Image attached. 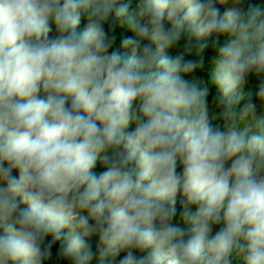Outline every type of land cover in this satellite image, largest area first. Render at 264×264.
<instances>
[{
    "label": "clouds",
    "instance_id": "clouds-1",
    "mask_svg": "<svg viewBox=\"0 0 264 264\" xmlns=\"http://www.w3.org/2000/svg\"><path fill=\"white\" fill-rule=\"evenodd\" d=\"M257 100L264 3L0 0V264H264Z\"/></svg>",
    "mask_w": 264,
    "mask_h": 264
},
{
    "label": "rangeland",
    "instance_id": "rangeland-1",
    "mask_svg": "<svg viewBox=\"0 0 264 264\" xmlns=\"http://www.w3.org/2000/svg\"><path fill=\"white\" fill-rule=\"evenodd\" d=\"M244 1L247 3V5L248 4L264 3V0H244ZM257 84H258V81L255 78H253V80H252L253 88H255ZM257 111L258 112L264 111V107H261L260 105H258Z\"/></svg>",
    "mask_w": 264,
    "mask_h": 264
},
{
    "label": "trees",
    "instance_id": "trees-1",
    "mask_svg": "<svg viewBox=\"0 0 264 264\" xmlns=\"http://www.w3.org/2000/svg\"><path fill=\"white\" fill-rule=\"evenodd\" d=\"M244 6H245V7L247 6V3H246L245 1H244ZM262 103H264V102H260V101L257 100V104H258V105H261ZM122 255H123V254H122Z\"/></svg>",
    "mask_w": 264,
    "mask_h": 264
}]
</instances>
